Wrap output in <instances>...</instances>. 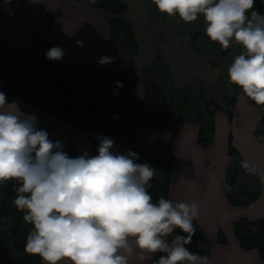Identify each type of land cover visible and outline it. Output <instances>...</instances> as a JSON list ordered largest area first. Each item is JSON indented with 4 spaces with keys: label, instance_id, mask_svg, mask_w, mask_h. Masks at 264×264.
Wrapping results in <instances>:
<instances>
[{
    "label": "clouds",
    "instance_id": "clouds-1",
    "mask_svg": "<svg viewBox=\"0 0 264 264\" xmlns=\"http://www.w3.org/2000/svg\"><path fill=\"white\" fill-rule=\"evenodd\" d=\"M152 3L159 13L185 23L202 16L206 36L224 50L239 45L242 52L228 68L229 82L264 106V15L254 10L255 0ZM63 55L61 48L52 47L46 58ZM98 62L111 63L112 58ZM6 105L0 92V183L15 180L19 185L14 204L33 226L26 237L27 253L45 264L65 259L71 264H128L133 256L142 262L156 253L162 255L155 264H209L206 255L186 247L196 232L197 204L164 197L153 202L148 188L156 170L137 163V153H115L114 141L102 137L97 155L70 158L59 141L38 129L35 116L5 111ZM241 167L264 184V171L256 165L243 161ZM177 229L186 235L169 242L166 237Z\"/></svg>",
    "mask_w": 264,
    "mask_h": 264
},
{
    "label": "crops",
    "instance_id": "crops-1",
    "mask_svg": "<svg viewBox=\"0 0 264 264\" xmlns=\"http://www.w3.org/2000/svg\"><path fill=\"white\" fill-rule=\"evenodd\" d=\"M122 1L127 4L122 17L131 24L137 42L136 49H132L128 55L119 51L113 37L109 22L111 13L95 6L91 0H0V46L43 55L52 47H59L64 55L54 61L56 67L64 69L72 64L82 70L89 67L124 72L130 56L136 65L138 89L143 88L142 92L145 79H142L141 86L140 66L154 65L161 60L169 68L167 80L181 88L192 85L214 97L220 80L217 65L220 57L214 55L215 49L219 47L222 58L227 60L230 47L224 50L218 42L208 41L205 37L202 39L205 42L203 50L193 49L190 41L185 44L179 38L184 37L181 33L176 34L168 28L169 32L164 29L161 33L155 31L151 8L146 0ZM40 6L53 14L55 21L52 27L45 26L38 13ZM203 22L205 29L204 19ZM36 37L50 44H38ZM77 41L82 42V46ZM105 56L111 57L112 62L100 64L99 59ZM156 70V67L150 68L149 74L153 72L156 76ZM235 93L237 97L232 120L225 109L216 111L215 136L210 147L197 143V122L182 121L179 117L168 120L177 124L167 199L197 204L199 215L193 221L196 232L213 243L209 264H264L257 249L241 248L233 225L241 216L256 219L264 214V185L260 197L246 206L231 205L225 192L230 134L242 157L264 171V139L259 136L264 121V106L256 105L242 90ZM221 94L222 101L214 98L225 105V96L232 94L224 89ZM15 102L8 103L4 110L18 113ZM23 110L28 113L27 116L32 115L30 109ZM43 130L52 138L47 126ZM220 228L225 231L227 243L216 241ZM154 257L155 254L141 262L133 256L128 264H152ZM40 261L45 264L41 257ZM58 264H71V261L65 259Z\"/></svg>",
    "mask_w": 264,
    "mask_h": 264
},
{
    "label": "trees",
    "instance_id": "trees-1",
    "mask_svg": "<svg viewBox=\"0 0 264 264\" xmlns=\"http://www.w3.org/2000/svg\"><path fill=\"white\" fill-rule=\"evenodd\" d=\"M91 1L95 6L111 13L109 22L117 45L115 26L118 23L122 25L120 32L125 41L123 54H130L132 49H136L137 42L131 24L122 17L127 10V4L122 0ZM38 13L46 27L53 26L55 20L49 10L40 6ZM35 41L38 44H50L39 37H36ZM126 66L124 72L95 68V73L90 79H76L58 72L55 61L47 59L46 55L0 46V92L6 95L8 102L14 100L18 95L16 85L25 76L27 70H33L45 82V84H38L33 93L40 106L52 112L67 115L79 128L86 129L94 138H111L114 141L113 152L122 155H127L129 152L137 153L139 157L136 160L137 163H148L156 170L155 177L149 182L148 191L153 202H158L160 197L167 199L173 166L174 150L165 147L168 120L171 117H179L182 121L197 122L199 124L197 143L202 147H210L215 136L216 111L225 109L229 119L232 120L237 94L226 95L225 105L214 97L208 96L203 90L194 94L187 93L181 100L170 101L163 91V83L147 76L142 98L138 91L136 65L130 56ZM118 82L122 87L118 86ZM111 96L118 97L131 108L133 118L141 124L142 129H134L126 125L104 103V100ZM259 136L264 139V121L259 129ZM98 146L99 142L94 144L92 155L98 154ZM61 150L70 158L84 154L73 146H62ZM243 161L246 160L234 145L232 134H230L225 192L231 205H249L263 192L264 184L261 183L260 176L248 174L241 167ZM161 170H163V176L159 175ZM18 186L15 180L2 183L0 213L13 223L10 234L11 243L16 250L22 252L21 257L9 264H41L40 256L25 251L26 237L33 226L23 220V213L18 211L14 204ZM233 225L235 237L241 248L257 249L264 260V214L256 219L241 216ZM175 235L186 234L176 230L166 239L171 242ZM197 239L201 241L200 244ZM216 241L227 243V237L222 228L218 230ZM1 246L2 244H0V250ZM212 246L213 243L207 241L200 232H195L192 242L186 245L191 252L207 257L211 253ZM160 255L162 253L155 254L152 264L158 261Z\"/></svg>",
    "mask_w": 264,
    "mask_h": 264
},
{
    "label": "rangeland",
    "instance_id": "rangeland-1",
    "mask_svg": "<svg viewBox=\"0 0 264 264\" xmlns=\"http://www.w3.org/2000/svg\"><path fill=\"white\" fill-rule=\"evenodd\" d=\"M148 5L151 8L152 17L154 19V29L157 33H161L162 30H167L169 32L172 31L174 33H181L184 37H179L181 40L185 42V44L190 41L193 49L203 50L202 45L205 44L203 38H208L205 35V29L203 28V18L202 16L198 17V19L194 22L185 23L178 16L169 17L166 14L159 13L156 9L155 5L152 3V0H146ZM254 10L258 11L261 15H264V0H255ZM121 24H116L115 30L116 35L118 37V45L122 53L125 50V41L123 39V35L120 32ZM169 30H168V29ZM202 40V41H201ZM208 41L210 39L208 38ZM214 55L220 57V61H218L219 68V87L217 91L213 94L219 101H222L221 91H226V93L234 94L236 91L241 90L238 86L229 82L228 77V68L230 66L229 63H232L235 57L242 52V48L237 44H232L230 49L228 50V58L224 60L223 54L221 53L220 48L215 49ZM213 55V54H212ZM194 56V55H193ZM214 57V56H213ZM216 60V59H215ZM223 60V61H222ZM222 61V62H221ZM157 68L156 76L153 74H149L150 68ZM168 66L165 65L161 60L154 63V65H141L139 68V82L142 84V79H145L147 76H150L154 79H157L159 82L163 83V91L168 96L169 100H181L184 95L194 94L200 91V89L195 88L192 85L187 86L186 88H181L178 85L174 84L171 80L168 79ZM58 72L64 73L67 76L76 79H90L95 70L87 67L82 70L81 67H77L75 65H67L66 69L58 66L56 67ZM155 73V71H154ZM38 84H45L41 76L36 74L33 70H27L25 76L22 80L16 85L17 97L14 99L16 102L14 103L16 108L19 110L17 115L27 116V112L24 111V108L30 109L31 114L35 116L38 129H45L46 126L48 130L52 132L51 137L49 138L53 142L59 141L62 146L70 147L73 146L83 153L87 152L89 155H92L94 144L100 142V138H94L89 131L84 128H79L76 123L69 118L67 115L62 113L52 112L40 106L35 97L34 90ZM142 86V85H141ZM139 88V87H138ZM143 88H140L139 95L143 98L144 92H142ZM175 94V95H174ZM208 96V92H206ZM174 96V97H173ZM13 101V100H12ZM10 101V102H12ZM7 101V103H10ZM104 103L109 106L123 121L126 125L134 128V129H142L141 124H139L132 116L131 108L128 107L121 99L116 96L108 97L104 100ZM13 107V105H10ZM190 109V108H189ZM188 109V110H189ZM176 121L170 120L166 126V134H165V147L173 149V143L175 141V133H176ZM101 125H99L100 127ZM156 133V130H154ZM160 176H163V170L159 172ZM243 177V176H241ZM2 183H0V205L2 203ZM13 223L8 221L2 214L0 213V264H9L10 262L21 257L22 252L16 250L14 246H12V240L10 239V234L12 233L11 228ZM2 240V241H1ZM197 242L200 244L201 241L197 239Z\"/></svg>",
    "mask_w": 264,
    "mask_h": 264
}]
</instances>
